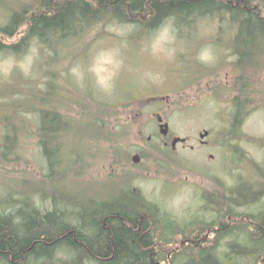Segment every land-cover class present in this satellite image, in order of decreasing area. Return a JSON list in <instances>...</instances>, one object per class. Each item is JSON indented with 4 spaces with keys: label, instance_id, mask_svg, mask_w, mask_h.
<instances>
[{
    "label": "rangeland",
    "instance_id": "rangeland-1",
    "mask_svg": "<svg viewBox=\"0 0 264 264\" xmlns=\"http://www.w3.org/2000/svg\"><path fill=\"white\" fill-rule=\"evenodd\" d=\"M42 1L0 0V25L13 12L27 20L41 10ZM148 17L141 13L85 24L75 36L56 40L52 50L33 38L21 53L0 51V116L11 115L9 121L0 119V211L10 213L24 198L41 211L65 210L79 195L88 201L134 192L156 206L160 224L174 223L179 230L190 221L209 219L210 201L228 187L241 183L264 191V55L238 58L228 15H198L185 23L168 17L153 27L146 24ZM168 21L171 28L164 34ZM19 37L0 35V40L9 44ZM204 49H210L207 61L198 59ZM29 56L25 75L21 65ZM73 67L81 81L71 73ZM31 92H49L46 99L54 105L39 100L36 107H54L69 122L57 129L63 147L52 170L38 144L37 111L16 105ZM158 116L171 136L189 139L185 146L162 145ZM11 140L17 154L6 152L11 148L3 142ZM135 153L141 155L138 162L132 160ZM40 192L44 200L35 197ZM260 210L264 196L237 207L245 214ZM180 239L175 232L171 243L178 245ZM236 240L221 238L220 264L232 259L230 245ZM247 247L240 248L246 253L242 264H264V255ZM69 256L57 251L52 260L72 264ZM28 264H51V258Z\"/></svg>",
    "mask_w": 264,
    "mask_h": 264
},
{
    "label": "trees",
    "instance_id": "trees-1",
    "mask_svg": "<svg viewBox=\"0 0 264 264\" xmlns=\"http://www.w3.org/2000/svg\"><path fill=\"white\" fill-rule=\"evenodd\" d=\"M238 1L237 5H231L224 0H43L41 10L28 15L27 20L21 12H13L9 20L0 25V35L3 37L11 38L16 34L21 36L16 42L9 44L0 40V51L21 53L33 38L46 43L52 50L56 40L75 36L85 24L93 25L114 17L128 19L143 13L149 16L146 24L153 27L162 18L175 17L176 22L185 23L198 15L224 14L228 15L230 22L235 25L231 48L235 49L238 58H249L250 61V58L254 60L257 53L264 55V0ZM22 25H25L23 31ZM48 88H52L50 84L47 85L46 89ZM48 93L38 95L31 92L33 95H28L26 100L16 101V105L31 107L37 111L38 144L52 170L54 165L58 166L61 161L62 145H59L63 140L59 139L57 129L68 125L69 122L64 120L54 107H36L40 101L47 106L54 105L46 99ZM238 104L236 101V106ZM10 116H0V119L5 121L10 119ZM6 136L8 137L7 134ZM14 143V140L3 142L6 149L11 148L6 152L17 154L14 151ZM241 185L239 183L235 187H228L224 195L220 197L217 194L209 204L211 212L218 213L224 222L230 214L237 218L246 215L252 221L249 223L242 219L229 227V230L236 234L231 236H235L237 243L230 245L232 259L224 261L223 264H242L246 253L240 248L245 246H248L249 250L255 248L259 256L264 255V210L246 214L237 211V207H248L259 202L260 197L264 196V191L261 189L257 193V188ZM120 195L88 201L83 195H79V199L74 198L73 203L69 208L66 205L65 210L41 211L30 204L27 205L28 199L24 197L26 201L21 205H26L27 208L18 205L10 213L5 212L7 209L3 208L4 211H0V262L28 264L40 258H51V264H56L52 260L53 255L61 251L70 255L68 260L73 262L72 264L85 263L87 260L94 264H158L157 262L170 258L171 264H220L217 260L221 257L219 251L199 252L196 248H179L168 258V253L159 250L161 244L158 242L170 244L174 233H180L184 228L177 230L174 223L160 224L159 222L164 221H158L156 218V206L139 193ZM36 196L41 200L46 198L42 192ZM53 196V193L49 194L48 199L52 201L56 198ZM143 214H148L155 221L150 233L140 238V232L130 230L123 218L136 227L137 220ZM103 220L108 224L107 228L104 227ZM73 235L76 240H73ZM221 238L224 237H220V241ZM155 242L158 246L157 253L151 254L141 249L148 248ZM181 254L188 256L183 260L180 258Z\"/></svg>",
    "mask_w": 264,
    "mask_h": 264
},
{
    "label": "flooded vegetation",
    "instance_id": "flooded-vegetation-1",
    "mask_svg": "<svg viewBox=\"0 0 264 264\" xmlns=\"http://www.w3.org/2000/svg\"><path fill=\"white\" fill-rule=\"evenodd\" d=\"M162 122H165L162 120ZM167 123V122H165ZM168 124V123H167ZM161 128L159 127L158 122V131H159V139L162 142V145L164 147H168L170 144V149L176 148L178 144H182L185 146V144L188 142V138L185 137V141H177L175 144H173V139L175 137L179 136H171V132L169 130V125L166 129V134L161 133ZM149 139V138H148ZM170 140V141H169ZM200 144L207 145V141L200 140ZM191 149L195 148L194 146H190ZM138 156L141 158L140 153ZM139 158V159H140ZM242 219H246L249 223H252L251 219L243 215L240 218H237L235 215L230 214L226 217V222L222 221V218L218 215V213H212L211 217L207 220L203 219H197L195 221H190L184 226V229L180 231L181 239L179 241V244L170 243L168 245H165L161 242L159 250L164 251L168 253V257H170V254L177 249V246H180L183 250H193L194 248L197 249V251H211V252H217L220 250V237H229L234 234V231L229 230V227L233 225V223L238 222ZM154 219L150 217L148 214H143L139 217L137 220V223L134 225L129 222L127 219L123 218V222L126 223L127 227L134 231L135 233L140 232V238H142L144 235H147L150 233L152 227L154 226ZM196 222V224H194ZM104 227H108V224L105 220H103ZM148 224V226H147ZM73 240H76V236L73 235ZM140 243V242H139ZM157 243L155 242L153 245L149 246L148 248H142V250L148 251L151 254L157 253ZM158 264H161L160 262H157ZM168 264H171V261L168 262Z\"/></svg>",
    "mask_w": 264,
    "mask_h": 264
},
{
    "label": "clouds",
    "instance_id": "clouds-1",
    "mask_svg": "<svg viewBox=\"0 0 264 264\" xmlns=\"http://www.w3.org/2000/svg\"><path fill=\"white\" fill-rule=\"evenodd\" d=\"M170 28H171V22L170 21L165 22V24L162 26V32L164 34H167L169 32ZM32 51L35 52V49H33ZM209 53H210V49L202 50V52L198 56V59L201 60V61H207V60L211 59ZM26 60H27V64L26 65H24V64L21 65V67L24 70L25 75L29 74V69H30V66L32 64V57L29 56V57L26 58ZM70 71H71V73L74 76H76L78 81H81L83 79V77L80 74L78 68L73 67ZM99 83L101 84V86H106L105 82L103 80H100Z\"/></svg>",
    "mask_w": 264,
    "mask_h": 264
},
{
    "label": "water",
    "instance_id": "water-1",
    "mask_svg": "<svg viewBox=\"0 0 264 264\" xmlns=\"http://www.w3.org/2000/svg\"><path fill=\"white\" fill-rule=\"evenodd\" d=\"M157 120L159 121V126H160V130H161V133L162 134H166V129L165 128H167L168 127V124L167 123H165V122H162V117L161 116H158L157 117ZM204 135H207V131H205L203 134H201V136H204ZM177 141H181V142H184L185 141V138H181V137H175L174 139H173V144H175ZM132 160L134 161V162H138L139 161V156H138V154H135V155H133L132 156Z\"/></svg>",
    "mask_w": 264,
    "mask_h": 264
}]
</instances>
